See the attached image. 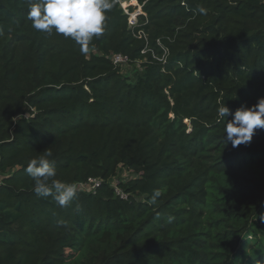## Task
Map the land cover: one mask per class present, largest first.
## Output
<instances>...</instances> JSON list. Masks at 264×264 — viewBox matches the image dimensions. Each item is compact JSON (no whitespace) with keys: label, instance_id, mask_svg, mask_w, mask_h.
Listing matches in <instances>:
<instances>
[{"label":"trees","instance_id":"1","mask_svg":"<svg viewBox=\"0 0 264 264\" xmlns=\"http://www.w3.org/2000/svg\"><path fill=\"white\" fill-rule=\"evenodd\" d=\"M30 3L0 0V264H264V129L233 147L218 117L264 97V0H111L87 51ZM46 151L54 179L101 186L37 195Z\"/></svg>","mask_w":264,"mask_h":264},{"label":"clouds","instance_id":"2","mask_svg":"<svg viewBox=\"0 0 264 264\" xmlns=\"http://www.w3.org/2000/svg\"><path fill=\"white\" fill-rule=\"evenodd\" d=\"M113 7L111 0H31L27 19L33 29L52 35H63L74 40L87 51V45L94 37L105 30L106 13ZM200 13L206 9L201 7ZM218 117L225 121L223 140L233 147L251 143L259 129H264V97H259L251 106L241 104L234 112L226 105L218 108ZM229 117H231L229 119ZM52 153L32 159L26 172L35 181L34 191L42 197L52 196L60 207L68 206L77 196L75 184L57 179L54 162L48 159ZM162 196L159 189L154 190L150 203L155 204ZM172 217H169L171 221Z\"/></svg>","mask_w":264,"mask_h":264},{"label":"rangeland","instance_id":"3","mask_svg":"<svg viewBox=\"0 0 264 264\" xmlns=\"http://www.w3.org/2000/svg\"><path fill=\"white\" fill-rule=\"evenodd\" d=\"M121 9L123 10V12L128 16V25L129 27H131V29H133L136 25H137V21H138V16L143 15L142 9L139 5H137L136 2L134 1H130V2H126V3H121L120 5ZM129 8L131 11H129ZM141 36V38L144 39V34H142V32H139V35ZM143 52H145V50H143ZM118 57H113L112 60L114 62L115 59H117ZM116 62V60H115ZM117 65H120V69L121 72L123 73L124 76H126L127 78H129L130 80H133L134 75L136 70H138V66L140 64H130L128 61H118L117 63H115ZM128 173H125L123 170L119 171L117 176L112 180L113 182L115 181H125L126 178H128Z\"/></svg>","mask_w":264,"mask_h":264},{"label":"built area","instance_id":"4","mask_svg":"<svg viewBox=\"0 0 264 264\" xmlns=\"http://www.w3.org/2000/svg\"><path fill=\"white\" fill-rule=\"evenodd\" d=\"M116 60V62H115ZM114 60V63H117L118 61H121L123 59L117 58ZM126 61V60H123ZM122 182V181H121ZM2 184V177H0V185ZM102 182L100 180L96 179H89V181L83 185H78L77 188L79 190H83L85 192H90V193H95L96 189H98L101 186ZM110 187L113 189L114 195L116 198H119L120 200H127L128 194L125 193L121 188H120V182L115 181L110 183Z\"/></svg>","mask_w":264,"mask_h":264}]
</instances>
